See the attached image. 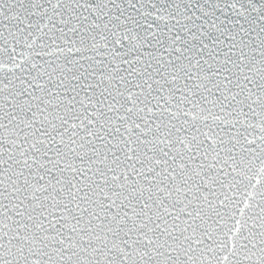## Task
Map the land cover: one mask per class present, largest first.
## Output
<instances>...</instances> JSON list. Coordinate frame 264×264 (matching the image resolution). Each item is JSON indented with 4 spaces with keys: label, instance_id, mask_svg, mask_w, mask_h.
I'll use <instances>...</instances> for the list:
<instances>
[{
    "label": "snow or ice",
    "instance_id": "6c2138e0",
    "mask_svg": "<svg viewBox=\"0 0 264 264\" xmlns=\"http://www.w3.org/2000/svg\"><path fill=\"white\" fill-rule=\"evenodd\" d=\"M0 264H264V0H0Z\"/></svg>",
    "mask_w": 264,
    "mask_h": 264
}]
</instances>
